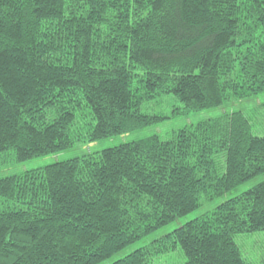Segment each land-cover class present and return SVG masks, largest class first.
Here are the masks:
<instances>
[{"label": "trees", "instance_id": "trees-1", "mask_svg": "<svg viewBox=\"0 0 264 264\" xmlns=\"http://www.w3.org/2000/svg\"><path fill=\"white\" fill-rule=\"evenodd\" d=\"M264 92V0H0V154L25 161ZM264 173L243 111L0 178V264H97ZM264 180L110 264H264Z\"/></svg>", "mask_w": 264, "mask_h": 264}, {"label": "rangeland", "instance_id": "rangeland-1", "mask_svg": "<svg viewBox=\"0 0 264 264\" xmlns=\"http://www.w3.org/2000/svg\"><path fill=\"white\" fill-rule=\"evenodd\" d=\"M182 108L183 103L176 96L165 94L160 96L158 99L147 102L143 107L145 111L160 113L167 116L166 119L158 124L149 125L131 131L127 134H119L103 138L90 144H84L81 141H76L72 147L57 154L45 157H36L25 161L17 160L13 150L7 151L0 154V178L13 174H20L28 169H34L56 161L81 156L88 152L99 151L125 141L144 138L152 134H159L162 138H167L174 130H177L185 125L197 124L201 121L219 117L225 113L233 111H243L253 124V132L257 135H264V92L244 99H228L219 107L200 111H184ZM263 180L264 173L246 181L237 189L231 191L223 197H218L212 201H204L202 205L194 211L183 215L171 223L138 239L119 252L115 253L110 258L97 264H110L117 259L125 257L136 249L151 245L154 242L156 243L159 239L172 232L174 229L212 209L225 199L252 188ZM236 240L246 259L254 262H259L262 259L264 255V230L241 233L236 237ZM185 260L186 257L182 249L177 247L167 253H164L161 257L156 258L153 264H183Z\"/></svg>", "mask_w": 264, "mask_h": 264}]
</instances>
